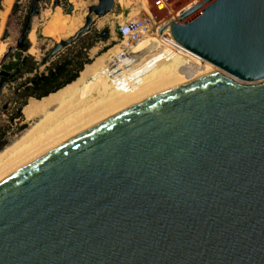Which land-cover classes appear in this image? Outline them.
I'll return each mask as SVG.
<instances>
[{"label": "water", "instance_id": "water-1", "mask_svg": "<svg viewBox=\"0 0 264 264\" xmlns=\"http://www.w3.org/2000/svg\"><path fill=\"white\" fill-rule=\"evenodd\" d=\"M97 1L43 64L115 7ZM166 30L203 63L0 175V264H264V0H204Z\"/></svg>", "mask_w": 264, "mask_h": 264}, {"label": "rangeland", "instance_id": "rangeland-1", "mask_svg": "<svg viewBox=\"0 0 264 264\" xmlns=\"http://www.w3.org/2000/svg\"><path fill=\"white\" fill-rule=\"evenodd\" d=\"M10 1L11 7L6 15L4 23L1 24L0 41L4 37V30L7 26L8 19L11 17L13 5L17 0ZM84 1L86 2L84 8L79 11L74 8L73 11L69 15H67L66 11L68 7L66 8L65 6H60L57 9H54L53 0H44L45 4L43 3L41 7L42 13L32 21V29L35 34V40L33 41V43L46 44L50 46L57 43V41L53 38H48L41 34L42 29L46 28V24L50 21L51 17L54 16L57 10H60L63 17H67L70 20H75L77 22V25L75 27H71L61 35L62 41H66L71 37H74L75 34L84 26L89 7L97 4V1L94 0ZM203 1L204 0H115V7L112 12L108 13L103 18H94L96 24L92 27V29L76 39L70 47H65L59 54L53 57L47 65L43 66L42 60L50 53V51L54 47H32L31 54L23 56L25 58L24 61L21 62V69L23 70V74L19 77L22 80H18L17 82L16 78L12 80V82H14L15 84L17 83V85H19L20 83L25 85L29 83L31 79L49 74L53 69H56L58 64L64 61H73V68H71V70L66 73L65 77L60 78L56 83L60 84L64 82L71 73H73L77 66L86 61V54L88 56L90 64L86 65L84 70L80 73L79 78L84 73V71L86 72L83 82L74 87H70L69 89H63L58 94L52 96V99L50 98V100H52L50 102L55 103L54 106L46 107L45 102L48 100H44L43 102L39 103L31 102V117L23 114L22 127L19 131H17V136H15V132L13 131L12 135L8 136L6 140V146L3 149L4 152L2 151L0 153H4V155H6V159L9 158V152L13 148L12 145L17 144L23 138V136L25 137L28 132L33 131L34 128L41 123L44 124L42 135H48L51 130L55 129L56 126H60L63 122L75 116L76 114L89 110L90 106H92L93 104L99 106L106 101V98L118 95L117 93L120 94V92L115 89L114 85L110 81L111 78L103 71L112 60L113 56L120 52L119 45L121 43V38L118 36V29L121 25L129 21H132L136 18H142L145 19L148 23L147 34L142 39L141 43L137 46V50H141L143 59H146L145 63L148 62V65L150 64L157 67V62L155 63V61L158 59V56H160L162 52L168 51L170 49L171 51H175L176 55H182L185 59V63V61L188 60L186 54L180 49H174V47L169 45L168 43L170 42L167 39L170 33L169 30H166L164 33H161V31L171 23L179 21V19L188 8L195 6ZM3 5L5 8H7L6 3H4ZM23 21V15H17L13 18L15 26L10 29L11 38L8 41L9 43L14 42V40L16 39L17 31ZM104 32L108 33L107 37H102V34ZM6 49L7 47H3V50L0 53V59L5 54ZM15 57L16 59H18L17 54ZM182 64L183 63L180 61H175L174 58L170 59L168 62L166 59L159 64V67L150 69V72L147 74L146 79L152 78V76H155L162 70H166L171 67H180ZM101 79L103 80V82L101 81ZM101 82L102 84L105 82L104 85H108H105V87H109L107 88V94L104 97H101L98 93H95L96 91L93 90L94 92H91L88 96L82 98L81 92L84 88H86L87 85H90L89 87H93L97 84L98 87V84H101ZM90 83H92V85ZM14 87L16 86L14 85ZM12 88V86L9 88L7 87V95L10 93V91H12ZM76 88L78 89L76 90L78 93L75 92ZM69 93L72 94V97L68 95ZM6 99H8V96L6 97ZM6 99L4 98L1 101L0 106L5 102ZM28 101V98L23 95L20 101L22 110H24V104L26 102L28 105ZM59 105L61 106L59 107ZM5 115L7 117L9 113H5ZM53 116H55V120ZM6 117H3V114L0 112L1 130L3 129L2 127H6V129H8L7 127L9 126V124L4 122L8 121ZM6 149L7 152H5ZM8 169L9 168L1 171L0 175H2V173H4Z\"/></svg>", "mask_w": 264, "mask_h": 264}, {"label": "bare ground", "instance_id": "bare-ground-1", "mask_svg": "<svg viewBox=\"0 0 264 264\" xmlns=\"http://www.w3.org/2000/svg\"><path fill=\"white\" fill-rule=\"evenodd\" d=\"M71 3L74 5V8L79 11L82 8H84V5L86 2L84 0H71ZM57 23L58 24L63 23V26H64L65 30L67 31L71 27H75L77 25V22L75 20H70L69 18L63 17V16L59 20L57 14H54V16H52V18L50 19V21L48 23V29L47 28L42 29V35L45 37H48V38H53L54 40L57 41L58 44H60L62 42V39H61L62 30L58 27ZM177 48L180 49L181 51H183L186 54V56L188 57V60H186L185 63H184V60H185L184 57L182 55H178V54L176 55L175 51H173V50L171 51V49L168 51L162 52V54L160 56H158V59L155 61V63L157 62L156 65H157V67H159V64L162 61L167 59V62H168L170 59L174 58L175 61H180L183 63L180 67H173V68L171 67V68H168L166 70H162L161 72L157 73L155 76H152V78L146 79V76L150 72V69L155 68L156 66H152L150 64L148 65V62L144 63L142 66V70H141V72L144 73V75L142 77L139 76V78L135 80V84L131 89L128 90V89H124V88L121 89L120 87H116L115 89L118 92H120V94L117 93L118 95L106 98V101L99 106L93 104L92 106H90L89 110H86V111H83L82 113L76 114L75 116H73L71 118L68 117L69 119H67L65 122H63L60 126H58V127L56 126L55 129L51 130V132L48 135H45V136L42 135V129H44L43 128L44 124L41 123L40 125L35 127L33 131L28 132V134L25 137L23 136V138L17 144H13L12 149L9 147L11 149L9 152V155H10L9 158L6 159V155H4V153H0V172L3 171L4 169H7V168L10 169L11 167L15 166L16 164H18L19 162H21L22 160H24L25 158H27L28 156L33 154L34 152L38 151L39 149H41L42 147H44L45 145H47L48 143H50L51 141L56 139L57 137L61 136L65 132H67L68 130H70V129L74 128L75 126L83 123L84 121L92 118L93 116L101 113L102 111L110 108L111 106L121 102L122 100L203 63L204 60L202 58L198 57L197 55H195V54H193V53H191V52H189L183 48H180L178 46H177ZM0 50H1V47H0ZM176 52H177V50H176ZM178 56H180V57H178ZM85 75H86V72L84 71V73L81 75V77L76 82H74L72 85H69L66 89H69L70 87H74V86L78 85L79 83L83 82ZM101 81L103 82L102 79H101ZM130 81H131V77H129L128 79H124L123 83L127 84ZM102 82H101V84H98V87H97V84H96V86H93V87H89L90 85H87L86 88H84L81 92L82 98L88 96L89 93L94 92V91H96L95 93H98L101 97H104L107 94V90H108L107 88H109V87H105V85H107V84L104 85L105 82L103 84H102ZM90 84L92 85V83H90ZM76 90H78L77 88L75 89V92L78 93ZM75 92H74V94H75ZM68 95L71 96L72 94L69 93ZM70 96H69V98H70ZM66 97H67V95H66ZM50 101H52V100H48L45 102L46 107H49V106H51V104L52 105L54 104L53 102H50ZM62 101H64V100H62ZM60 104H63V103H60ZM60 106L61 105H59V107ZM31 110H32L31 106L27 107L25 109L24 113L28 117H31V112H30ZM54 117L55 116H53V118ZM54 120H55V118H54ZM9 148H8V150H9ZM5 152H7V149Z\"/></svg>", "mask_w": 264, "mask_h": 264}, {"label": "flooded vegetation", "instance_id": "flooded-vegetation-1", "mask_svg": "<svg viewBox=\"0 0 264 264\" xmlns=\"http://www.w3.org/2000/svg\"><path fill=\"white\" fill-rule=\"evenodd\" d=\"M53 1H54V4L57 3V7L53 6L54 9H57L60 6H62V7L65 6L66 8L68 7L67 0H53ZM25 2H26V4H25ZM34 2H35V0H17V1H15L13 8H12L11 17L8 19L7 26L4 30V33H5V31H8L9 37L7 39L2 38V40L0 41V47H1L0 53L2 52L3 47H7L5 54L0 59V65H1L0 72H6V73L10 74V76H8V77L0 74V84L2 82L5 83V86L0 93V104H1V101L4 98L6 99V97L8 96V99H6L5 102L0 106V108H1L0 112L3 114V117H6L5 113H9V115L6 117L8 119V121H4V122L9 124V126L7 127L8 129H6V127H2L3 128L2 130L0 129V135L3 137L4 142H6L8 136L12 135L13 131L15 132V136H17V134H16L17 131H19L22 127V116L23 115H22V107H21L20 101H21L23 95L25 97H27L29 100V99L33 98L31 95H36L38 93L44 92L45 90H48L51 86L49 84L50 80L52 81L54 79L55 74H56V70H57V69H53L47 75H43V76H39V77H36L34 79H31L30 82L25 84V85H23L22 83L17 85V83L15 84L14 82H12V80L14 78H16V82L18 80H22L19 77L23 74L22 73L23 70L21 69V62L24 61L25 57H23V56H26L27 54H31L32 47H58L57 43L53 44L52 46L46 45V44H35V43H33V41L35 40V34L32 33V31H33L32 21H33V19H35L36 17H38L42 13L41 7H42V4L44 3V0L39 1L38 7L33 12ZM3 4H4V0L1 1L0 11L5 10V7ZM32 12H33V16L31 18L30 31L25 36L24 42L19 43V39L21 38V36L23 34L27 20H28L29 16L32 14ZM55 14L58 15V19L60 20L61 18H59V17H62V15L60 16V10H57V12ZM17 15H23L24 21H23V23H21V25L17 31V37L14 40V42L9 43L8 41L11 38L10 29L15 26V24L13 22V18ZM48 23L46 24L47 29H48ZM58 27L62 30V34L65 33L66 30L63 26V23L58 24ZM0 29H1V21H0ZM107 36H108V33L102 34V37H107ZM70 46H71V44L66 45V46H62V47H70ZM18 47H22V48H18ZM10 49H13L12 52H9ZM51 51H50V53H51ZM50 53L42 60L43 66L47 65L52 60L53 57L46 64H43V61L50 55ZM16 54L18 56V59H16V57H15ZM7 55H8V58L5 59V57ZM52 75H53V77H52ZM40 84H42L43 86H41ZM14 85L16 87H14ZM11 86L13 87L12 91H10V93L7 95L6 89H7V87L9 88Z\"/></svg>", "mask_w": 264, "mask_h": 264}, {"label": "built area", "instance_id": "built-area-1", "mask_svg": "<svg viewBox=\"0 0 264 264\" xmlns=\"http://www.w3.org/2000/svg\"><path fill=\"white\" fill-rule=\"evenodd\" d=\"M147 30L148 23L142 18H136L119 27L120 52L113 56L103 71L111 78L110 81L115 88L120 87L129 90L134 86L135 80L144 75L141 70L146 59H143L141 50L138 51L137 46L147 34ZM168 37L169 44L178 49L177 45L173 43L170 33ZM129 77H131V81L127 84L123 83L124 79Z\"/></svg>", "mask_w": 264, "mask_h": 264}, {"label": "trees", "instance_id": "trees-1", "mask_svg": "<svg viewBox=\"0 0 264 264\" xmlns=\"http://www.w3.org/2000/svg\"><path fill=\"white\" fill-rule=\"evenodd\" d=\"M88 64H90V61L86 54V61L81 63L79 66H77L76 69L73 71V73H71L70 76L64 82L60 84H56L60 78L65 77L66 73L69 70H71V68H73V61H64L58 64L56 67L57 70H56L55 77L52 81L50 80V83H49L51 85L50 88L48 90H45L44 92L38 93L36 95H31V96L37 100H41L42 98L47 97L50 94L55 93L68 85H71L72 83L78 80L80 73L84 70L85 66ZM40 85L43 86L42 84ZM26 104L27 102L24 104V106ZM5 146H6V142L3 141V137L0 135V152L3 151Z\"/></svg>", "mask_w": 264, "mask_h": 264}, {"label": "crops", "instance_id": "crops-1", "mask_svg": "<svg viewBox=\"0 0 264 264\" xmlns=\"http://www.w3.org/2000/svg\"><path fill=\"white\" fill-rule=\"evenodd\" d=\"M96 1H97V0H96ZM10 2H11L10 0H4V3H6L7 8H5L4 11H0V20H1V24L4 23L5 18H6V15H7V13L9 12V9H10V7H11ZM97 4H98V1H97ZM97 4H96V5H97ZM61 15H62V14H61V12H60V16H61ZM59 18H62V17H59ZM57 25H58V23H57ZM32 33L34 34L33 31H32ZM68 86H69V85H68ZM66 87H67V86H66ZM66 87L62 88L61 90H59V91H57V92H55V93L50 94V95L47 96V97L42 98L41 100H37V99H35V98L29 99V101H28V105L26 104V105L24 106V110H22V115L25 114L24 111H25V109H26L28 106H30L31 102L39 103V102H43L44 100H50V98H52V96L58 94L59 92H61V91H62L63 89H65ZM54 105H55V103H54L53 105L51 104V106H54ZM49 107H50V106H49ZM38 109H39V108H38ZM25 115H26V114H25Z\"/></svg>", "mask_w": 264, "mask_h": 264}]
</instances>
